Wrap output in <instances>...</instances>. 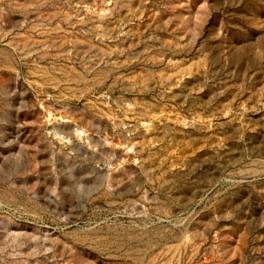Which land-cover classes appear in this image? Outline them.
<instances>
[{
  "label": "rangeland",
  "instance_id": "obj_1",
  "mask_svg": "<svg viewBox=\"0 0 264 264\" xmlns=\"http://www.w3.org/2000/svg\"><path fill=\"white\" fill-rule=\"evenodd\" d=\"M259 171L264 0H0V264H264Z\"/></svg>",
  "mask_w": 264,
  "mask_h": 264
},
{
  "label": "bare ground",
  "instance_id": "obj_2",
  "mask_svg": "<svg viewBox=\"0 0 264 264\" xmlns=\"http://www.w3.org/2000/svg\"><path fill=\"white\" fill-rule=\"evenodd\" d=\"M255 173H258V172H255ZM262 173H264V171H259V174H255V175H253V176H262ZM250 177H252L251 175H250Z\"/></svg>",
  "mask_w": 264,
  "mask_h": 264
}]
</instances>
